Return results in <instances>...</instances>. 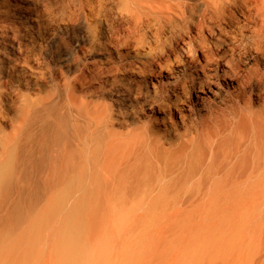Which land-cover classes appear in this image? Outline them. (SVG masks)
Wrapping results in <instances>:
<instances>
[{"label": "bare ground", "instance_id": "6f19581e", "mask_svg": "<svg viewBox=\"0 0 264 264\" xmlns=\"http://www.w3.org/2000/svg\"><path fill=\"white\" fill-rule=\"evenodd\" d=\"M117 1L134 25L148 22L158 30L167 28L178 39L171 50L139 53L138 66L119 60L122 70L113 60L114 49L101 44L95 48L90 40L77 49L91 78L76 83L87 91L78 94L75 84H69L62 106L48 102L55 93L36 100L28 95L25 134L3 138L23 172L0 168V177H6L0 227L8 226L6 238H13L9 252L0 251V264H28L29 255L22 250L33 249L35 240L45 247L58 245V252L51 247L49 255L59 254L65 264H97L101 257L91 251V244L84 252L76 245L73 230L79 214L96 225H112L122 210L173 209L195 217L213 212L225 234L220 239L235 241V233H224L230 219H220L230 213L239 229L247 226L241 237H264V0ZM6 2L10 18L20 2ZM22 9L24 17H11V26H1L0 66L5 60L16 66L23 60L28 68L19 72L20 79L28 91H39L46 43L56 36L36 31L37 19L27 7ZM235 12L250 22L244 51L235 45L240 27L227 28ZM209 27L210 41L201 42L193 34ZM9 35L17 42L7 47L3 41ZM70 64L63 60L64 66ZM102 70L112 75H102ZM102 76L115 77L107 91L131 106L129 120L108 108ZM170 223L166 231L175 225ZM201 235L192 234L196 239ZM169 240L165 257L175 250ZM208 254L202 256L207 259ZM209 258L192 264H218L219 257Z\"/></svg>", "mask_w": 264, "mask_h": 264}, {"label": "rangeland", "instance_id": "374dc122", "mask_svg": "<svg viewBox=\"0 0 264 264\" xmlns=\"http://www.w3.org/2000/svg\"><path fill=\"white\" fill-rule=\"evenodd\" d=\"M4 1L0 0V27L5 26L6 24H10L11 26L13 20L11 17L15 20L24 17L26 14L22 8L27 7L30 10L29 13L32 15V17L36 18L38 21L36 31L41 32L46 37H48L50 34H54L56 36L54 42L48 41L46 43L43 59L45 71L44 82L43 87L39 91H28L24 82L20 79L19 72L27 70L28 68L23 60H20L19 64L21 65L17 66L14 65V62L11 60H5V63L0 66V168L5 170L7 167V170L9 171L10 169L12 170L15 168L14 171L12 170V172H16L17 174L19 172V174H22L23 168L16 160H13L15 159L13 155H9V147L5 145L6 142L4 139L7 138V135L14 133L15 136L19 135V138H22V135L25 134L27 120L25 109L28 95L30 98L33 97V99L36 100L41 99V96H43L42 98H47L49 93H55L53 98H51V100L48 102L62 106L65 101H68L65 89L69 84H75L78 94L87 91L86 88L83 89L78 83H76L77 79L85 77L87 79L91 78V75L86 71L87 62H84L80 56V53L77 52L79 46H83V44L89 45L88 43H90L91 40V43L95 45V48L101 44L102 46H107L113 52L115 50L113 60L115 63H117V65L120 63L119 60H124V62H130L131 66H138L139 63L137 56L139 53L143 54L144 52H149L152 49L157 52L159 48L160 50H171L175 45L174 39H178L176 35H171L167 28L166 30H158L156 27L151 26V24L148 22L138 26L134 25V23H132V21L128 19L127 15L123 12L121 9L122 7H120V3L117 0H102L103 2L100 3V0H16L18 3L20 2V9L16 12L12 11L10 13V18L6 17L8 9L7 2L6 0ZM4 10L5 14L3 12ZM233 16L232 19L235 21H232V24L227 26V28L229 27L230 29L237 28V30H244L241 32L240 30L238 31V34H241L238 36L239 39H237L235 42V45L241 47L239 50L244 51L248 47V39H245L250 34V22H246V20H244L237 12H235ZM134 26L137 27V29ZM2 27L0 30L3 29ZM210 31V27L201 31L195 29L193 30V34L199 37V40H202L201 42H204L203 40L210 41ZM3 42H5L4 44L8 47L10 43L17 42V38L9 35V37ZM21 42L26 43L25 41ZM116 51H119V54H122L125 59L120 58L118 53L116 54ZM73 57H75V60ZM97 58H100V56H97ZM66 59L71 61L69 66L63 65V60ZM97 65L99 67L102 66L101 64ZM18 66H20V68ZM118 67L120 70H122L124 66L119 64ZM49 70L50 73L48 72ZM100 73L105 76L107 74L112 75V73H109L107 70H102ZM118 77L121 78L120 75H118ZM114 78L102 76L100 79L101 82L106 84V86L103 85V88H105L104 93H106L103 95L104 101L110 111H113L115 114L119 113L123 115L125 119L129 120V115L132 114L131 106L121 103L116 97L112 96V94L107 91L109 88L108 86L113 82ZM24 102L26 104H24ZM2 141L3 143H1ZM2 146H4V148ZM11 160H13V162ZM12 172L10 171V173ZM4 178L6 177L3 175L2 181L0 183V194H2L4 187ZM0 214H3V212ZM175 215L177 217H175ZM196 215L197 217L190 213L186 216H180L173 209L153 211L122 210L116 214V224L108 225L98 223L96 225L92 223V221L88 220L86 215L84 216L83 214H79L73 231L77 241L76 245L79 249L84 252L91 247V251L94 250V254H97L96 256L101 257L98 259L97 264H175V262L177 263L178 261H182L184 264H192V262L194 263V260L195 262L198 260L202 261L203 258L204 261H207L211 259L209 258L210 256L212 258L214 257L212 260H217L219 257V262H217L218 264H264V237H257L258 235L255 237H241L247 230V226H245L243 229H239L236 226L235 220H233V216L230 213H224L223 215L221 214L220 219L222 216L230 219V226L225 229L224 233H235L237 237L235 241L226 239L223 240L220 238H224L225 234H222L223 230H221L219 227L220 225L217 224L218 218H215L214 220L215 215L213 212H204L201 215L200 213ZM172 221L173 223L175 222L174 224L176 226L174 225L175 229L174 227L172 229H168V233L166 228L169 224H172L170 223ZM212 223L216 224L213 225ZM236 228H238L239 231ZM8 229V226L0 227V251L5 255L9 252L8 246L13 243V238H6ZM191 229H194L192 233H190ZM17 231H20V228H18ZM196 233H198V235L203 234L201 235L202 238L205 236H210V238L207 237L208 240L205 238L202 240L201 237L197 236L198 239H196L192 236V234ZM91 235H93L92 238L94 239L91 238ZM1 236H3V238H1ZM168 240H172V243L170 244L174 246L175 250L173 251L172 255L170 253L167 255L166 253V257L169 256L166 259L165 252L163 250H167V245L169 244V242H167ZM211 240H213V242L214 240L216 241L213 243ZM163 241H165V243L161 245ZM219 241L221 242L219 243ZM227 241H229L228 244L226 243ZM236 241L239 242L236 243ZM233 242L236 244H232ZM215 243L218 246L217 249L215 248L217 247ZM90 244L91 246L89 247ZM31 245L34 246L33 249H30L29 251L22 250L23 254L29 255L30 262H28V264H65L59 257V254H53L51 256L49 255L51 247L55 249V252H58L60 248L58 245H48L45 247L44 244L37 242V240L31 242ZM210 247H213L215 250L212 251V248ZM96 250H99L100 254H98L99 252H96ZM203 252H209L210 256H208V258L206 257L207 259H205V255L202 256ZM156 254L158 256H156ZM211 254H213V256ZM163 259L164 261H162Z\"/></svg>", "mask_w": 264, "mask_h": 264}]
</instances>
